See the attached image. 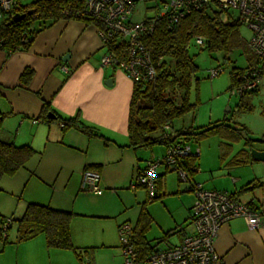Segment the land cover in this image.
Instances as JSON below:
<instances>
[{"label": "crops", "instance_id": "obj_1", "mask_svg": "<svg viewBox=\"0 0 264 264\" xmlns=\"http://www.w3.org/2000/svg\"><path fill=\"white\" fill-rule=\"evenodd\" d=\"M97 27L90 20L58 18L41 29L26 50L0 48V140L33 150L14 174H0V220L13 219L6 234L0 232V264H122L117 227L125 221L137 227L143 209L150 218L143 255L176 246L194 233L193 193L167 167L160 165L156 171L157 199L151 200L139 184L131 187L147 159L162 156L165 147L128 146L134 82L120 69L100 65L104 49ZM243 55L244 66L252 63V54ZM260 88L261 81L256 94ZM48 113L77 117L97 135L76 127L63 129L60 119ZM262 133L220 134L231 141L240 139L237 146L228 143L226 150L213 154L202 153L191 141V153L199 152L192 182L225 191L264 213V161L251 156V149L264 151V143L246 141ZM85 166L99 173L101 194L79 192ZM249 182L252 188L239 192ZM180 190L188 192L182 195L186 197L183 214L176 212L180 207L168 206L173 203L174 208ZM158 201L171 218L153 209L151 204ZM28 203L70 212L73 247L48 246L43 233L16 241L14 220ZM214 249L220 256L217 264H264V228L249 229L242 218L231 219L219 228Z\"/></svg>", "mask_w": 264, "mask_h": 264}, {"label": "trees", "instance_id": "obj_2", "mask_svg": "<svg viewBox=\"0 0 264 264\" xmlns=\"http://www.w3.org/2000/svg\"><path fill=\"white\" fill-rule=\"evenodd\" d=\"M83 8L84 0H33L26 5H20L19 0H16L11 10L13 15L15 13L24 14L28 10H33V12L25 14L19 21H14L13 15L0 21V48L9 52L26 50L35 35L58 18H81L94 22L89 17L81 16L80 12ZM96 25L98 24L96 23ZM241 27L239 18L235 14L212 6L191 10L179 21L171 24L164 17L158 18L152 32L141 38L142 42L150 49L153 63L155 65L159 63V65L156 66V75L153 80L134 81L127 123L129 147L163 146L166 152L170 146L179 143L190 144L191 141L213 134L238 137L243 127L236 128L221 123L199 129L192 122L186 125L181 121L180 126L174 128V123L187 114L193 115L194 119L197 108V101L192 98L190 93L193 86L195 92L198 90L199 67L195 63L194 55L189 53L192 40L194 41L196 37L203 38L202 47L209 53L220 52L226 61H229V56L238 49L242 53L252 54V63L243 68L233 67L230 89L239 85L236 76L243 74L251 65L259 64L261 76L264 75V65H260L264 64V61L259 62L250 51L246 39L240 32ZM117 47L120 45L118 44ZM257 88L258 86L242 93L241 99L254 93ZM54 115L55 118L60 119L63 129L76 127L87 135H97L77 117L62 118L57 114ZM262 115H264V109H262ZM246 141L264 143V133L258 139L247 138ZM32 152L33 150L27 146H15L0 140V174H14L25 164ZM196 157V155L190 154L182 159L191 183H193L192 176L196 173ZM85 168L92 169L90 166H85ZM251 188L252 183L249 182L239 192ZM156 197L157 194L153 199ZM71 217L72 214L67 211L28 203L22 215L14 220L17 222L16 241H23L43 233L48 246L72 248ZM3 219L0 220L1 224ZM149 220L148 214L143 209L139 214L138 225L133 229L131 241L139 257H143L147 253L143 255V248L148 244L144 240V233L148 228ZM0 232L3 235L1 225Z\"/></svg>", "mask_w": 264, "mask_h": 264}, {"label": "built area", "instance_id": "obj_3", "mask_svg": "<svg viewBox=\"0 0 264 264\" xmlns=\"http://www.w3.org/2000/svg\"><path fill=\"white\" fill-rule=\"evenodd\" d=\"M154 1L157 13L142 22L129 19L138 2ZM16 0H0V21L12 16ZM212 6L235 14L250 36L247 46L259 62L264 61V0H84L81 16L89 17L97 23V31L104 49L100 65H111L123 71L134 81L153 80L156 65L152 61L150 49L142 42L143 35L152 32L155 22L160 17L168 23L179 21L191 10ZM202 46L204 40L198 36L194 39ZM120 47H117V45ZM62 69L68 71L67 67ZM221 72L219 67L208 70L209 77ZM239 85L232 92L241 95L255 89L261 80L259 64L249 66L241 75L236 76ZM62 125V123H61ZM191 153L189 143H179L167 148L164 155L147 159L131 184L143 186L150 199L155 197L157 188L156 171L164 165L176 172L181 182L187 183L193 193L191 223L194 233L185 236L181 243L168 249L153 250L143 257L135 251L131 237L133 228L129 222L118 225V239L122 254V264H217L220 256L214 249V241L219 228L231 219L242 218L249 229L264 228V213L251 204L241 202L231 194L206 189L201 182H189L182 159ZM198 150L194 155L198 156ZM80 189L94 194H101L100 175L97 171L85 168L81 174ZM12 223V218L5 217L1 224L3 234Z\"/></svg>", "mask_w": 264, "mask_h": 264}, {"label": "rangeland", "instance_id": "obj_4", "mask_svg": "<svg viewBox=\"0 0 264 264\" xmlns=\"http://www.w3.org/2000/svg\"><path fill=\"white\" fill-rule=\"evenodd\" d=\"M32 1L33 0H19V4L26 5ZM157 11L156 2L154 1L138 2L135 5L129 19L134 22H142L146 18L154 16ZM240 30H242L241 34L243 37L248 39L250 36L248 30L244 26H242ZM189 53L194 55L195 63L199 67V72L197 74L199 76L198 90L195 92L193 86L190 93L192 98L197 101V108L195 109L194 119L193 115L187 114L184 118L174 123V128H178L181 121L186 125L192 122L193 125H197L199 129L205 128L208 125H219L221 123H225L230 126H235L236 128L243 127L240 131L242 134L253 137L255 135H260L262 130H264V116H262L261 111L262 105H264V76H262V79L260 80L261 90L257 94L254 92L241 99L238 93H234L232 92V89H230L232 84L231 71L233 70V67L243 68L245 67L244 65H246L245 57L240 49L235 50L229 56V61H226L222 53H209L205 48L195 44L192 40L189 47ZM215 67H219L221 72L217 76L211 78L208 75V70ZM235 133H238V131H235ZM238 139L231 141L229 138L221 137L220 134H213L208 137L192 141V145L193 147L196 145L200 148L202 153L213 154L215 150L220 151L221 148L226 150L228 143L232 144L233 142V146H237L236 144ZM241 142H243V140H241ZM169 174L178 180L176 172L171 171ZM180 183L182 184V182ZM101 188L103 190L102 186ZM79 192L84 194L89 193L81 190L80 186ZM186 194H188V192L180 190V193L175 194L180 196L177 204L174 205V208L172 207L173 203L168 206L173 210L176 206L180 207L176 212L179 211L183 214L186 197L184 198L182 195ZM151 206H153V209L157 213H160L161 216L164 215L166 218H171L170 214L165 212L159 205V201L151 204ZM180 217L181 221L183 216ZM152 226L153 231L151 235L154 236L156 235L154 229L155 225Z\"/></svg>", "mask_w": 264, "mask_h": 264}, {"label": "water", "instance_id": "obj_5", "mask_svg": "<svg viewBox=\"0 0 264 264\" xmlns=\"http://www.w3.org/2000/svg\"><path fill=\"white\" fill-rule=\"evenodd\" d=\"M32 12H33V10H28L24 14L15 13L13 15V18L12 19L14 21H19L20 19H22L25 16V14H31ZM48 116L51 117V118H54L55 117L51 113H48ZM251 156H252V158H254L256 160L264 161V151H258V150H255V149H251Z\"/></svg>", "mask_w": 264, "mask_h": 264}]
</instances>
